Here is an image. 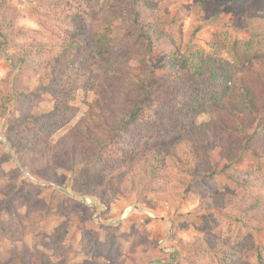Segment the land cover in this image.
I'll list each match as a JSON object with an SVG mask.
<instances>
[{
  "label": "rangeland",
  "instance_id": "rangeland-1",
  "mask_svg": "<svg viewBox=\"0 0 264 264\" xmlns=\"http://www.w3.org/2000/svg\"><path fill=\"white\" fill-rule=\"evenodd\" d=\"M129 2L131 6L138 5L135 0ZM146 2L141 1L144 6L154 5L159 14H165V25L178 38L182 55L187 50L200 49L206 55L216 56L211 46L217 44L222 48V55L231 60L228 44L250 39L245 28L257 26L260 34L264 30V17L261 15V25L256 19L257 14L264 13V0ZM115 4V0H92V14L83 18V15L78 16V6L87 8L83 0H0V14L6 7L11 8L15 27L25 34L7 44L0 36V264H218L221 255L226 253L239 256L234 264H257V251L264 250L262 151L239 154L230 150L229 157L236 162L228 167V160L222 155L225 146L216 147L208 159L202 161V170L215 174L217 189L205 184L206 190H195L201 173L198 168L192 170L188 156L181 153V146L186 145V142L181 144L185 135L173 138V143L162 141L158 147L156 144L143 152V162L135 167L130 163L126 178L121 181H117L118 170H126L125 167L105 166L96 157L91 166L73 168L75 173L56 165V180L46 185L17 166L16 154L7 147V126L11 120L24 123L16 99L22 88L16 83L19 69L11 66L6 56H17L23 46L33 42L34 32L40 33L39 43L40 40L53 42L49 31L65 29L61 23L63 18L68 19L67 23H74L72 15L77 16L81 27H93L96 31L106 11L112 10ZM121 27L125 31L132 28L130 19L123 21ZM132 30L127 41L137 36ZM107 39L97 33L93 37L91 52L98 61L96 91H78L72 103L76 113L69 124L50 139L53 145L70 132H77L83 121L95 127L98 134L101 144L93 145V149L100 150L115 138L108 125L116 123L111 113L120 97L118 92L110 94V91L118 90L120 96L124 91L132 94L134 85L129 76L117 78L113 83L105 69L119 66L127 75L132 57L119 51L117 56H106L108 61L101 60L100 46H112L115 52L120 44L105 45ZM259 50L263 56L264 47ZM153 56L157 66L161 65L163 58L156 53ZM252 62L251 67L241 73L248 80H256V72L264 71V61L253 59ZM167 75L165 69H160L153 82L163 86L168 82ZM40 82V76H36L24 83L30 91L39 89L36 107L32 109L37 116L52 111L55 102L39 87ZM45 84L49 85L48 81ZM209 120L210 116L201 115L197 125ZM221 134L226 136L225 132ZM163 146L169 154L166 163L155 155L157 148ZM154 169H157L155 180L148 179L147 174ZM134 172H138L135 178ZM237 178L258 185L245 191L237 187L234 181ZM149 181L152 183L147 184Z\"/></svg>",
  "mask_w": 264,
  "mask_h": 264
},
{
  "label": "trees",
  "instance_id": "trees-1",
  "mask_svg": "<svg viewBox=\"0 0 264 264\" xmlns=\"http://www.w3.org/2000/svg\"><path fill=\"white\" fill-rule=\"evenodd\" d=\"M115 1L113 9L106 11L96 31L93 27L84 28L77 24L75 15H72L74 19L69 16L74 23H67L68 19L62 17L61 23L66 28L49 31L54 37L53 42L40 40L39 43L37 36L40 33L34 32L33 42L23 46L17 56H6L8 63L19 69L16 83L22 88L16 99L24 123L11 120L7 126V147L16 154L17 166L46 185L56 180V165L75 173L73 168L91 166L96 157L105 166L125 167L126 170H118L120 177L117 181H121L126 178L130 163L135 167L143 162V152H148L156 144L158 147L162 141L173 143V138L185 135L181 144L186 142V145L181 146V153L188 156L192 170L198 168L201 173L200 180L195 182V190H206L205 184L217 189L215 174L202 170V161L208 159L212 150L225 146L222 155L227 158L228 167L236 162L229 157L230 150L239 151V154L249 150L264 152V71L256 72V80H248L246 75L241 74L251 67L253 59L264 61V54L262 56L259 50V47H264V30L260 34L257 26L249 30L245 28L250 39L234 40L228 44L231 60L222 55V48L217 44L211 46L216 56L206 55L200 49L187 50V54L182 55L178 38L165 25V14H159L154 5L144 6L141 3L150 0H135L137 6H131L129 0ZM91 4L92 0H83L87 8L78 6V16L83 15L84 18V15H91ZM11 10L6 7L0 14V36L6 44L18 36H25L22 30L15 27ZM263 14L256 15L260 25ZM97 18H94L95 22ZM129 19L137 36L127 41L128 33L131 35L133 30L130 27L125 31L121 26ZM95 22L93 25H96ZM104 24L107 26L104 27ZM96 33L100 37H108L105 45L120 43L115 52L112 46H100L98 54L101 60L108 61L106 56H117L119 51L132 57V67L127 70V75L119 66H110L105 73L113 83L120 77L129 78L134 85L133 92L128 94L124 91L120 96L118 90L110 91V94L118 92L120 98L112 113L106 110L116 123L108 125L115 138L104 148L93 149V145L101 143L97 140L95 127L89 126L86 121L81 123L77 132H70L64 140L53 145L50 139L67 126L76 113L72 103L78 91H96L95 66L98 61L91 52ZM155 53L163 58L161 65L155 63ZM160 69H165L169 78L167 84L159 87L153 79ZM36 76H40L39 87H43L44 92L55 101L52 111L39 116L32 113L40 95L39 89L30 91L24 85L25 81L29 82ZM46 81L49 85L45 84ZM201 115L210 116V120L197 125ZM213 118L216 123L212 122ZM85 122L86 128L83 126ZM221 132H225L226 136ZM229 138L237 142L233 143ZM155 155L160 162L166 163L169 154L163 146L157 148ZM152 171L147 174L148 179H153L157 173V169ZM137 175L138 172L132 174L134 178ZM234 181L245 191L258 185L251 184L247 179L237 178ZM257 252V264H264V250ZM238 259L239 256L226 253L221 255L218 264H234Z\"/></svg>",
  "mask_w": 264,
  "mask_h": 264
},
{
  "label": "built area",
  "instance_id": "built-area-1",
  "mask_svg": "<svg viewBox=\"0 0 264 264\" xmlns=\"http://www.w3.org/2000/svg\"><path fill=\"white\" fill-rule=\"evenodd\" d=\"M88 204H92V201L89 199H86Z\"/></svg>",
  "mask_w": 264,
  "mask_h": 264
}]
</instances>
